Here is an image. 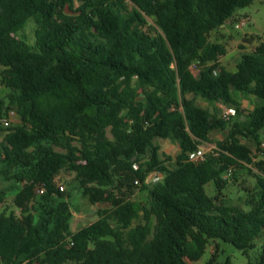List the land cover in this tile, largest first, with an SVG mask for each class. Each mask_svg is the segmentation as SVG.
<instances>
[{"label":"trees","instance_id":"obj_1","mask_svg":"<svg viewBox=\"0 0 264 264\" xmlns=\"http://www.w3.org/2000/svg\"><path fill=\"white\" fill-rule=\"evenodd\" d=\"M254 1L0 0L1 83L9 90L0 122L10 110L20 119L0 124V175L22 183L19 214L0 211V264H15L23 237L39 250L17 264H197L211 244L204 264H233L220 262L221 243L256 247L264 236V41L229 71L225 44L208 40ZM30 20L34 46L15 35ZM199 97L237 114L219 116ZM242 98L255 101L251 110ZM215 131L227 136L192 162L189 153ZM157 138L180 152L162 153ZM241 139L257 141L263 157L255 160ZM248 166L258 188L242 186L235 200L225 190ZM62 172L91 204L107 205L76 231ZM137 189L145 198H133ZM6 198L1 192L0 205ZM249 264H264V244Z\"/></svg>","mask_w":264,"mask_h":264},{"label":"rangeland","instance_id":"obj_2","mask_svg":"<svg viewBox=\"0 0 264 264\" xmlns=\"http://www.w3.org/2000/svg\"><path fill=\"white\" fill-rule=\"evenodd\" d=\"M245 18L246 24L241 28H237L236 25ZM148 22L155 26L153 18H147ZM35 31L36 23L33 20L28 21L25 28L20 32L16 33V37L25 40L30 46L35 45ZM208 40L211 42H220L225 44L227 48V55L221 58L222 65L229 71H236V63L240 60L242 53L253 52L260 41H264V0H255L249 7L241 8L237 10L234 16L229 19L223 27L213 31L209 36ZM2 66L0 65V100H3L6 104L7 95L9 90L6 89L1 83ZM195 74H199V69H194ZM198 103L210 109L212 112H216L219 116H223L225 105L216 104L215 106L210 105L207 101L202 98H197ZM255 101L250 99L242 98L243 108L245 110H251ZM244 120V118H242ZM20 119L16 116L13 119V125H18ZM5 132L1 134L3 137ZM227 136V131H215L211 134L212 142L204 143L201 147L206 151L210 152L216 148L215 141L223 140ZM241 141L248 145L253 153L255 154V160H260L263 156L262 152L259 151L258 142L253 139H241ZM264 143V137L260 139ZM155 142L161 147L162 153L168 154L175 158L180 152L179 145L176 142L167 139L157 138ZM57 150H60L57 148ZM253 173L258 171L252 166H248L246 169H240L237 171L238 183L233 186L229 185L228 189L225 190V194L230 195L235 200L239 195L244 194L243 191H239L242 186L257 190V180L249 170ZM8 175H12V170L6 167ZM58 184L64 186L65 193L68 196L67 202L69 203L73 212V219L71 223V229L73 231L95 221L98 219V211L101 207L107 205H93L83 195L82 189L79 187L73 174L62 172L57 178ZM22 183L15 179L10 180L8 177H1L0 175V193H6V201L0 205V211L7 210L8 212L15 211L19 214V210L14 205V196L21 187ZM206 192L209 196L213 197L217 193L216 186L213 182L208 183L205 186ZM134 199L140 200L143 197L142 192L137 189ZM264 244V236L256 241V247L254 249L244 252L237 249L232 244L221 243L222 254L220 256V262H224L227 258H230L233 264H249L250 261L257 262L260 259L262 253V246ZM213 246L208 245L205 255L201 262L197 264H204L212 253ZM39 247L37 243L29 238L23 237L17 247V253L15 256V264L21 261H25L31 254L38 252Z\"/></svg>","mask_w":264,"mask_h":264},{"label":"built area","instance_id":"obj_3","mask_svg":"<svg viewBox=\"0 0 264 264\" xmlns=\"http://www.w3.org/2000/svg\"><path fill=\"white\" fill-rule=\"evenodd\" d=\"M246 24V19L243 18L241 20L240 23H238L236 25L237 28H241L242 26H244ZM197 66L196 65H193L192 69H196ZM225 110L223 112V117L226 118V119H230L231 117H234L236 116L237 114V111L234 107H227L225 106ZM17 116L16 112L14 110H10L6 115L2 116V119H1V122L0 124L2 126H4L5 128H8L11 126V124H13V119ZM262 148L264 149V143L262 144ZM206 151L200 147L199 149L193 151V152H190L189 153V159L192 161V162H195V163H199V162H202L205 158V155H206ZM232 174V170H229V172L224 176V178H228L230 177ZM162 177V175H156L153 177V180L155 181H158L160 180ZM60 190L64 191V186H60ZM37 192L39 194H43L45 192V189L43 187H38L37 188Z\"/></svg>","mask_w":264,"mask_h":264},{"label":"crops","instance_id":"obj_4","mask_svg":"<svg viewBox=\"0 0 264 264\" xmlns=\"http://www.w3.org/2000/svg\"><path fill=\"white\" fill-rule=\"evenodd\" d=\"M226 55H227V54H226ZM226 55H225V56H226ZM221 63H222V62H221ZM237 63H238V62H237ZM237 63H236V65H235L236 69H237Z\"/></svg>","mask_w":264,"mask_h":264},{"label":"water","instance_id":"obj_5","mask_svg":"<svg viewBox=\"0 0 264 264\" xmlns=\"http://www.w3.org/2000/svg\"><path fill=\"white\" fill-rule=\"evenodd\" d=\"M245 119V117H243Z\"/></svg>","mask_w":264,"mask_h":264}]
</instances>
